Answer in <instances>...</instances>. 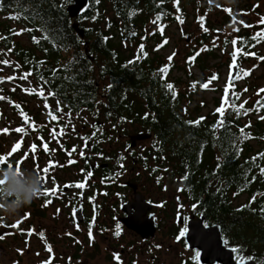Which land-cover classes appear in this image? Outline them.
Wrapping results in <instances>:
<instances>
[{"label":"trees","instance_id":"trees-1","mask_svg":"<svg viewBox=\"0 0 264 264\" xmlns=\"http://www.w3.org/2000/svg\"><path fill=\"white\" fill-rule=\"evenodd\" d=\"M88 1L86 12L72 20L66 0H0V62L10 59L19 68L17 79L38 89L27 102L0 88V101L12 110L0 133V179L16 177L21 152L8 155V141L12 128L22 129V124L23 138L28 135L37 147H57L61 155L85 139L96 145L107 138L111 144L117 134H150L148 156L158 163L155 171L162 169L196 210L220 226L226 246L241 250L235 252L237 258L253 257L254 263L264 264V157L254 159L264 153V107L250 103L239 109L241 94L239 99L229 96L236 107L214 100V109L224 107L223 115H204L199 103L193 105L200 91L193 71L205 75L218 57L217 48L207 43L221 31L212 20L220 0ZM196 14L209 18L197 19ZM192 19L199 20L202 37L179 66L166 54L170 33L175 27L189 28ZM73 22L83 39L73 31ZM222 43V49L238 52L239 66L248 53L257 54L263 39L242 30ZM27 73L31 75L20 78ZM246 109L251 111L245 114ZM94 122L110 134H78L103 131L89 125ZM10 185L3 184L4 195Z\"/></svg>","mask_w":264,"mask_h":264},{"label":"flooded vegetation","instance_id":"flooded-vegetation-1","mask_svg":"<svg viewBox=\"0 0 264 264\" xmlns=\"http://www.w3.org/2000/svg\"><path fill=\"white\" fill-rule=\"evenodd\" d=\"M66 2V7L73 3ZM93 124L103 131L78 134H110L102 123ZM16 129L9 148L21 152L24 160L17 166L25 173L16 170L14 180L0 179L11 182L8 195L0 184V264H200L185 234L202 217L204 228L217 224L196 210L188 196L174 192L162 169L155 171L158 163L148 156L150 138L132 144L131 137L142 133L117 134L111 144L105 138L96 145L85 139L61 155L57 147L33 148L32 142L26 147L29 136L23 138ZM19 137L24 149L13 150ZM79 183L84 187H75ZM35 185L41 189L37 198L17 214L15 206ZM18 221V227H11Z\"/></svg>","mask_w":264,"mask_h":264},{"label":"rangeland","instance_id":"rangeland-1","mask_svg":"<svg viewBox=\"0 0 264 264\" xmlns=\"http://www.w3.org/2000/svg\"><path fill=\"white\" fill-rule=\"evenodd\" d=\"M226 9L230 11H226ZM217 12V16L210 17V19L212 18L213 21L219 24L221 31L217 27V34L211 36V40L207 45L217 48L216 53L218 57L211 60V64L214 66L205 75L193 71L194 77L200 78V91L193 105L196 102L199 103L200 107H202V114L204 115L209 111H217L213 105L215 99H220V105L227 104L229 101V104H227V107H229L232 106L230 97H234L236 94L242 95L240 104L252 103L251 105L257 104V101L264 96V93H261L259 96L257 95L259 89H264V60L259 59L260 57H264V39L263 44L255 49L257 53H255V56L249 55L243 57L244 61H241V65H239V76L241 78L233 84L228 83L229 66L234 60H237L238 52L229 46L222 49V42L225 39L230 38L231 35H238L242 30L253 31L255 35L264 31V24L260 23L261 18L264 17V0H220V9ZM195 16L197 19L209 18V16L204 15L198 16L196 14ZM198 22L199 20L192 19L189 28L181 27L177 29L175 27L171 30L170 44L166 54L173 56L174 61L179 66L185 63V56L187 53H190L191 47L196 46L195 39H201L202 37L201 29L197 31ZM245 25H249V27ZM182 32H186L187 35L182 37ZM187 37H190L188 43H186ZM19 41L24 42L25 40L21 38ZM215 66L216 68H214ZM243 71H248L249 75H242ZM213 77L215 78L213 79ZM205 83L208 85L206 88L203 86ZM245 89L247 91H244ZM245 101L247 103H244ZM2 124H6V122L3 121ZM1 128L3 131V126ZM22 141L23 139L21 137L16 139L17 144L24 149L22 144H20ZM30 143L31 140L28 139L25 142V146L29 147ZM148 145L147 143L142 144V146ZM11 153L12 150L8 152V155H11ZM23 160V157H19L18 163ZM19 172L21 175L25 173L24 171ZM173 189H175V192V185H173Z\"/></svg>","mask_w":264,"mask_h":264},{"label":"water","instance_id":"water-1","mask_svg":"<svg viewBox=\"0 0 264 264\" xmlns=\"http://www.w3.org/2000/svg\"><path fill=\"white\" fill-rule=\"evenodd\" d=\"M70 1V0H67ZM73 3L69 5L66 9L68 17L72 20L77 19L82 16L87 7L89 6L88 0H72ZM73 31L83 39V31L79 28V24L73 22ZM190 41V37L186 38V43ZM88 44H84V51L87 55ZM236 63V62H235ZM233 64V63H232ZM231 64V65H232ZM230 65V66H231ZM231 68L229 66L228 83L232 84L236 82L237 79H233L235 76H239V66ZM98 84V82H96ZM229 103V101H228ZM150 135L139 134L137 136L131 137V142L149 139ZM204 218L202 217L199 221L190 224L189 228L185 234L186 241L189 247L195 249L199 252L198 261L200 264H237L235 260V252L232 249L225 246V241L221 234V229L219 225H213L208 227H203ZM246 264H255L252 260L246 261Z\"/></svg>","mask_w":264,"mask_h":264},{"label":"snow or ice","instance_id":"snow-or-ice-1","mask_svg":"<svg viewBox=\"0 0 264 264\" xmlns=\"http://www.w3.org/2000/svg\"><path fill=\"white\" fill-rule=\"evenodd\" d=\"M226 11H230V10H227V9H226ZM13 19H16V17H13ZM260 23L264 24V17L261 18ZM245 26H246V27H249V25H245ZM161 31H163L162 28H161ZM256 38L264 39V31H262V32H260V33H257ZM235 43H236V41L234 40V41H233V44H235ZM248 54H250V55H254V54H252V53H248ZM169 59L171 60V57H170ZM259 59L264 60V57H260ZM2 63H4V64H8V61H3ZM230 67H231V68H235V67H237V65H236V63H235V60L233 61V64H232ZM162 71H163V72H167V68L162 69ZM28 75H31V73L24 74V75H22L20 78H21V79H26ZM242 75H244V76L249 75V72H248V71H243V72H242ZM214 78H215V77H213V79H214ZM239 78H241V77H240V76H235V77H233V79H239ZM8 79H15V77H9ZM203 86L206 88L208 85H207V83H205ZM167 87L171 90L173 86H172L171 84H169V85H167ZM244 91H247V89H245ZM261 93H264V89H259L258 92H257V95L259 96ZM39 94L42 96V95H43V91H41ZM235 98H236V99H239V94H236ZM0 99H4V97H0ZM244 103H247V101H245ZM232 106H233V107H236L234 104H233ZM46 107H47V105H46ZM257 107H258V108L264 107V102H262L261 100H258V101H257ZM238 108H239V109H243V108H244V104H240V105L238 106ZM57 110H60L59 104L57 105ZM217 111H218L219 113H221V115H223L225 109H224V107L222 106V107L219 108ZM248 111H251V109H246V110H245V114H247ZM50 115H51V114H50ZM51 119H52V120H56V119H57V116H55V115H51ZM261 119H264V116H262ZM25 121L27 122V117H25ZM190 123H196V122H190ZM221 123H222V122H221ZM5 131H7V130H5ZM16 131L20 132V131H23V129H16ZM241 133H243V134L245 135V138H249V137L247 136V134L244 133V130H243V129H241ZM55 134H56L55 131H53V135H55ZM19 146H20L19 144L15 145V147H14L13 150H15V148H19ZM33 148H35V145H33ZM44 148H45V150H47V145H46V144L44 145ZM260 157H264V153H262V154H258V157H257V158H254V159H258V158H260ZM0 162H2V161H0ZM51 166H52V165L50 164L49 167H51ZM43 171H44L45 173H47L48 168H45ZM260 171H261V174L264 175V168H261ZM17 172L19 173V169H18V168H17ZM253 179H254V178H253ZM3 183H5V181H4V180H0V184H3ZM66 187H67V186H66ZM75 187L83 188V187H84V184L79 183V184H76ZM53 191H55V189H54ZM45 194L47 195V194H50V193L46 191ZM48 202H50V201H48ZM58 211H59V210H58ZM26 215H27V214H26ZM18 225H19V221H18L16 224L11 225V227H18ZM186 230H187V229H185L184 231H182V232L180 233V235L183 236V235L185 234ZM29 234H31V233H29ZM40 235H41V238H43V233H41ZM117 235H119V232H117ZM2 238H3V236H0V239H2ZM90 238H91V233H90ZM225 243H227V241H225ZM48 250L51 251V248L49 247ZM18 251H20V250H18ZM232 251H233V252L240 253L241 250H240V249H237V248H233ZM196 255H197V257H199V252H197ZM114 258L117 259V260L119 259L118 256H116V257H114ZM253 259H254L253 257H243L242 255H240L239 258H238V260H237V264H246V261L253 260ZM45 264H50V261H46Z\"/></svg>","mask_w":264,"mask_h":264},{"label":"built area","instance_id":"built-area-1","mask_svg":"<svg viewBox=\"0 0 264 264\" xmlns=\"http://www.w3.org/2000/svg\"><path fill=\"white\" fill-rule=\"evenodd\" d=\"M8 64L0 62V88L5 91H13L14 95L21 101L30 102L29 94L30 92H38V89L35 88L27 80H18L16 71L19 69L18 66L11 62L10 59H7ZM9 77H15V79H8ZM12 114L11 105L6 101H0V132H2V122L9 118Z\"/></svg>","mask_w":264,"mask_h":264},{"label":"clouds","instance_id":"clouds-1","mask_svg":"<svg viewBox=\"0 0 264 264\" xmlns=\"http://www.w3.org/2000/svg\"><path fill=\"white\" fill-rule=\"evenodd\" d=\"M16 191H19V186L16 189ZM40 191H41V189H40L39 185H35L32 188H30L27 191V193L25 194V196H24V202H23V204L22 205H19V206H15L16 207V211H17V214H19V212H20V210L22 208L31 205V203L33 202V200L35 198H37V196H38V194H39Z\"/></svg>","mask_w":264,"mask_h":264}]
</instances>
